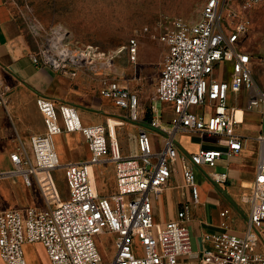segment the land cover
<instances>
[{
  "label": "built area",
  "instance_id": "obj_1",
  "mask_svg": "<svg viewBox=\"0 0 264 264\" xmlns=\"http://www.w3.org/2000/svg\"><path fill=\"white\" fill-rule=\"evenodd\" d=\"M260 1L208 0L201 21L177 19L172 23L163 39L167 53L151 97L149 122L138 91L124 76L100 72L112 70L114 57L94 47L74 49L57 37L41 44L32 54L37 66L72 79L90 72L99 82L102 98L112 101L133 123L147 122L149 129L139 127L138 151L127 156L109 125H84L76 107L39 97L37 106L44 115L46 133L30 137L31 152L24 144L17 147L11 155L13 169L0 171V181L19 178L29 187L37 181L45 204L0 209L3 264H27L24 246L37 243L45 248L50 264H181L185 257L198 264H264L258 232L264 224V133L254 137L260 145L259 158L253 186L244 199L249 206L244 234L231 233L224 222V231L203 233L201 248L194 251L189 229L191 205L200 197L196 169L215 166L224 153H241L251 139L238 131L241 121L228 105L229 92L250 91L248 109L264 104V90L256 80L258 63L264 80V55L255 57L247 49L252 10ZM128 53L130 61L136 63L135 39L130 40ZM221 65L223 75L216 78ZM159 103L171 106L167 123L159 114ZM6 104V89L0 83V106ZM151 130L166 132L169 138L154 141ZM63 132L83 134L91 152L89 160L61 163L53 137ZM182 133L219 136L227 150L201 149L180 157L175 139ZM179 160L184 186L191 197L174 219L162 223L155 217L154 199L169 187ZM107 164L114 166L116 188L102 195L91 170ZM58 169L67 182L66 199L61 198L53 177ZM212 177L219 184L228 181L227 173ZM228 212H222V216ZM98 236L113 239L110 257L99 248Z\"/></svg>",
  "mask_w": 264,
  "mask_h": 264
},
{
  "label": "crops",
  "instance_id": "obj_2",
  "mask_svg": "<svg viewBox=\"0 0 264 264\" xmlns=\"http://www.w3.org/2000/svg\"><path fill=\"white\" fill-rule=\"evenodd\" d=\"M251 18L253 23L247 39V49L255 57H262L264 55V0L253 8ZM40 46L41 43L36 37L30 35L29 30L19 22L12 0H0V83L6 89L7 100L5 106H0V171L3 172L13 169L11 155L19 145L24 144L30 150V137L46 133L44 115L37 106L39 97L51 98L58 105L68 104L76 107L84 125L103 124L89 122L82 116L81 107L84 106L86 97L84 90L78 87V78L72 79L49 68L37 66L32 61V54ZM256 80L264 90V80L261 77L259 63L256 65ZM250 95L251 92L246 89L239 93L230 91L228 95V105L235 109L237 116L239 114L241 121L238 126L239 133L251 137L245 149L232 156L224 153L213 167L205 165L196 169L200 197L198 203L191 205L192 219L189 223L191 247L194 251L201 248L203 233L224 231L225 228L222 226L224 222L227 223L231 233L242 235L246 231L249 206L244 199L249 194L255 180L260 147L254 137L264 133V104L256 109H248ZM162 105L163 111L161 114L158 108L159 114L167 123L172 115V109L169 105ZM167 113H169L168 120ZM111 122L115 124L113 129L116 132L117 122L115 120ZM59 123L62 125L61 119ZM146 125H148L147 122H142L135 124L134 127L138 133L139 127L147 128ZM157 132L151 130L154 141L159 142L169 138L168 133ZM121 135L119 133L118 139L122 152L127 156L136 154L138 148L136 149L133 143L125 144ZM133 137H136L135 134ZM175 141L180 157H189V154L201 149L227 150L225 143L215 135L200 136L193 133H182L176 136ZM53 144L61 163L82 162L91 157L86 139L80 132L57 134L53 137ZM106 166L114 170L112 164ZM95 167H93L95 182L101 193ZM181 168L182 162L179 160L174 165L169 187L154 199L155 217L159 222L164 223L174 219L183 203L191 197L190 190L184 186ZM221 173L228 174L227 183L219 184L213 179L214 174ZM109 184L116 188L115 176L114 183L109 182ZM226 210L229 212L223 217L222 212ZM258 232L259 248L264 250V224ZM181 264L198 263L196 260L185 257Z\"/></svg>",
  "mask_w": 264,
  "mask_h": 264
},
{
  "label": "rangeland",
  "instance_id": "obj_3",
  "mask_svg": "<svg viewBox=\"0 0 264 264\" xmlns=\"http://www.w3.org/2000/svg\"><path fill=\"white\" fill-rule=\"evenodd\" d=\"M207 1L12 0V4L19 22L39 43L42 44L55 36L74 49L94 47L107 57H114L112 70L103 69L100 72L110 73L113 77L123 75L130 83V87L138 91L141 106L149 116L151 97L156 91L157 80L167 53L163 40L167 30L177 19L189 23L201 21ZM131 39L138 42L136 63L129 59L128 44ZM223 69L224 65L219 66L215 72L216 78L222 77ZM94 77L88 72V76L81 75L78 78V87L84 90L86 97V102L81 107L82 116L89 122L110 125L113 136L115 124L111 120H115L117 134L121 133L124 143H133L137 149L138 133L134 127L137 123L125 118V112L118 110L112 101L99 95V82L95 81ZM157 106L162 114L163 105L159 103ZM168 117L169 113L166 114L167 120ZM146 126L148 128V125ZM95 169L102 195H109L115 191L114 186L109 184L114 183V170L110 166H96ZM53 177L61 198L66 199L68 186L63 171L56 170ZM48 179L52 182V179L49 177ZM42 204H45V199L37 181L32 187L27 186L19 178L0 181V209L34 207ZM97 241L99 248L104 253L108 252L110 257L113 239L98 236ZM24 253L27 264H50L46 250L41 244L25 245ZM0 264H3L1 260Z\"/></svg>",
  "mask_w": 264,
  "mask_h": 264
},
{
  "label": "bare ground",
  "instance_id": "obj_4",
  "mask_svg": "<svg viewBox=\"0 0 264 264\" xmlns=\"http://www.w3.org/2000/svg\"><path fill=\"white\" fill-rule=\"evenodd\" d=\"M56 32V31H55ZM55 37V36H54ZM238 118H239V114H238ZM109 127H110V125H109ZM115 135H116V132H115ZM91 174H92V177L94 178V173H93V171L91 170Z\"/></svg>",
  "mask_w": 264,
  "mask_h": 264
},
{
  "label": "trees",
  "instance_id": "obj_5",
  "mask_svg": "<svg viewBox=\"0 0 264 264\" xmlns=\"http://www.w3.org/2000/svg\"><path fill=\"white\" fill-rule=\"evenodd\" d=\"M150 118H151V113L149 116H148V114L146 115V120H149Z\"/></svg>",
  "mask_w": 264,
  "mask_h": 264
}]
</instances>
